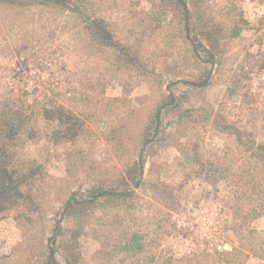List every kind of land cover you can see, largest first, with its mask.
Returning <instances> with one entry per match:
<instances>
[{
	"label": "rangeland",
	"instance_id": "rangeland-1",
	"mask_svg": "<svg viewBox=\"0 0 264 264\" xmlns=\"http://www.w3.org/2000/svg\"><path fill=\"white\" fill-rule=\"evenodd\" d=\"M183 1L0 0V264H264V0Z\"/></svg>",
	"mask_w": 264,
	"mask_h": 264
},
{
	"label": "trees",
	"instance_id": "trees-1",
	"mask_svg": "<svg viewBox=\"0 0 264 264\" xmlns=\"http://www.w3.org/2000/svg\"><path fill=\"white\" fill-rule=\"evenodd\" d=\"M178 3L180 4L181 8L183 9V18H184V29L187 32V34L189 33V27H188V12H187V8H186V4L183 0H178ZM188 39L191 41V37L188 36ZM196 50V47H195ZM44 114L47 117H56L57 116V120L59 121V124L62 125V129L63 133L65 135L68 136H73L75 130L77 129L76 127L79 124V119L73 115L72 112L66 110L64 107L60 106V105H55L51 108H48L44 111ZM67 122V123H66ZM6 127L8 128V132H12L13 131V126L11 124H7ZM30 130V129H29ZM11 190V192L16 193L17 192V188L11 186L9 188ZM124 192H118L115 190H110L105 192L104 195H108V196H117L120 194H123ZM95 196V195H94ZM74 203H76V200H72ZM71 202H69L70 204ZM67 204V205H69ZM47 259H48V263L49 264H57L55 257H54V250L52 247H49L48 252H47Z\"/></svg>",
	"mask_w": 264,
	"mask_h": 264
},
{
	"label": "built area",
	"instance_id": "built-area-1",
	"mask_svg": "<svg viewBox=\"0 0 264 264\" xmlns=\"http://www.w3.org/2000/svg\"><path fill=\"white\" fill-rule=\"evenodd\" d=\"M220 247H221L220 244H218V245H217V248L219 249Z\"/></svg>",
	"mask_w": 264,
	"mask_h": 264
}]
</instances>
